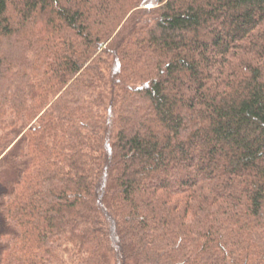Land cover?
I'll return each mask as SVG.
<instances>
[{"label": "trees", "instance_id": "trees-1", "mask_svg": "<svg viewBox=\"0 0 264 264\" xmlns=\"http://www.w3.org/2000/svg\"><path fill=\"white\" fill-rule=\"evenodd\" d=\"M5 173L0 264H264V0H0Z\"/></svg>", "mask_w": 264, "mask_h": 264}, {"label": "rangeland", "instance_id": "rangeland-1", "mask_svg": "<svg viewBox=\"0 0 264 264\" xmlns=\"http://www.w3.org/2000/svg\"><path fill=\"white\" fill-rule=\"evenodd\" d=\"M10 179H11L10 174H9V173H5V174L2 176V179H0V180L5 181L6 183H8V182L10 181ZM2 181H1V184L4 185V184H3L4 182H2ZM176 185H177V183H176ZM0 187H1V186H0ZM174 187H176V186H174Z\"/></svg>", "mask_w": 264, "mask_h": 264}]
</instances>
